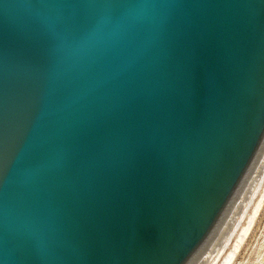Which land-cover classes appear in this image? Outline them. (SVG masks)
I'll return each mask as SVG.
<instances>
[{
	"label": "water",
	"instance_id": "water-1",
	"mask_svg": "<svg viewBox=\"0 0 264 264\" xmlns=\"http://www.w3.org/2000/svg\"><path fill=\"white\" fill-rule=\"evenodd\" d=\"M264 212V0H0V264H228Z\"/></svg>",
	"mask_w": 264,
	"mask_h": 264
},
{
	"label": "rangeland",
	"instance_id": "rangeland-1",
	"mask_svg": "<svg viewBox=\"0 0 264 264\" xmlns=\"http://www.w3.org/2000/svg\"><path fill=\"white\" fill-rule=\"evenodd\" d=\"M228 264H264V212Z\"/></svg>",
	"mask_w": 264,
	"mask_h": 264
},
{
	"label": "bare ground",
	"instance_id": "bare-ground-1",
	"mask_svg": "<svg viewBox=\"0 0 264 264\" xmlns=\"http://www.w3.org/2000/svg\"><path fill=\"white\" fill-rule=\"evenodd\" d=\"M230 262V261H229Z\"/></svg>",
	"mask_w": 264,
	"mask_h": 264
}]
</instances>
